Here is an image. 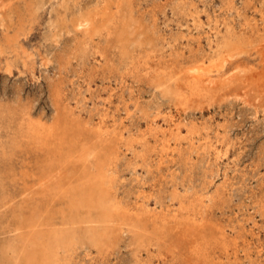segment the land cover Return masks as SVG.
Wrapping results in <instances>:
<instances>
[{"label": "bare ground", "instance_id": "6f19581e", "mask_svg": "<svg viewBox=\"0 0 264 264\" xmlns=\"http://www.w3.org/2000/svg\"><path fill=\"white\" fill-rule=\"evenodd\" d=\"M209 1L163 0L145 9L140 0H0V23L7 32L1 52L19 53L29 14L37 15L48 6L54 16L49 23L52 40L74 35L76 41L70 46L74 50L65 53L63 72L53 89L59 113L54 121L35 118L27 107L0 104V189L6 188L5 176L13 172L15 158L41 154L46 158L44 167L48 164L58 172L51 176L45 169L40 178L29 170L26 186L56 189L55 199L68 200V209L61 211L63 217L69 213L72 223L85 224L83 238L103 260L128 239L134 264H264V242L257 231L264 226V144L251 164V177L246 169L239 172L235 167L236 178L226 172L219 182L217 166L230 160L244 143L233 138L232 124L197 118L185 122L160 112L151 117L143 109L145 128H133L108 107L114 103V92L109 93L105 108L96 112L99 120L94 122V117L87 119L66 103L61 81L73 59L83 61L86 54H92L99 62L96 77L104 82L117 79L121 95L129 78L140 77L151 79L161 87L168 104L182 106L185 113L222 105L231 96L251 102L264 113V0H242V6L236 0H223L225 18L220 14L221 20L218 15L211 17L207 7L200 10ZM169 9L178 26L188 32L183 38H189V50L174 35L162 42L157 37L161 14L169 17ZM203 12L210 18V30L204 32L207 48L202 32H194L203 30ZM96 38L105 40V46H94ZM7 70L11 71L10 66ZM140 103L135 101L137 108L143 106ZM121 105L131 117L129 101L121 98L118 111ZM140 169L152 174L153 182L147 187L142 181L137 192L121 195L119 190L126 182L122 172L137 174ZM253 179L258 189L251 187L249 180ZM15 212L16 222L0 226V264H60L57 250L73 252L77 247L82 235L76 229L53 230L54 243L45 244L36 232L26 235L21 214ZM250 222L251 228L247 226ZM11 228L15 230L12 240L6 237Z\"/></svg>", "mask_w": 264, "mask_h": 264}, {"label": "rangeland", "instance_id": "374dc122", "mask_svg": "<svg viewBox=\"0 0 264 264\" xmlns=\"http://www.w3.org/2000/svg\"><path fill=\"white\" fill-rule=\"evenodd\" d=\"M140 1H141L142 8L150 9L151 7L149 6H153V5L155 6L163 0H153V1L152 0H140ZM148 1L150 3H148ZM236 3L238 4V6H242L243 1L236 0ZM221 4L222 5L224 4L223 0H210L207 4L205 5L202 4L201 5L202 8L200 7L201 8L200 10L203 11L208 8L207 10L209 11L211 17L216 18L217 15L221 17V15L224 14L222 13V10H221V8H223ZM146 6H148V8ZM212 6H215L214 9ZM49 10H50V7L48 6L42 9L39 13H37V15L33 13L29 14L28 19L26 21L27 24L24 27L25 30L20 38V45H19V50H18L19 53H17V51L10 53V49H7V51L3 53L1 52V46H0V104L6 105L9 107H14V108H20L18 106L27 107L31 109L34 117L36 116L35 118H42V119L44 118L43 120L52 122L54 121L55 116L59 114V113H56V110H55L56 106H54L55 98H54L53 89H54L56 82H58L57 80H60V73L63 72V64H64L63 61L66 55L65 53L67 49L69 48L74 50L72 47H74V42L76 41H75L74 35L60 37L59 39L60 45L58 41L52 40V38L50 37L51 25L49 23H51L50 22L51 19H54V16L52 17L50 13L51 11ZM167 12L169 14L168 15L169 17L167 16L165 17L163 14H161V19L159 20L160 27L157 30L158 32L157 37L161 38V40L159 41L162 42L164 38L174 39V36H175V38L178 37L179 39H181V42L183 43L182 47H184L185 50L186 48L189 50V48L187 47V39L189 38L188 37L183 38V35L187 34L188 32L178 26V22L176 21L175 16L172 15L173 13L170 9ZM222 17L225 18L224 15H222ZM222 17L220 18V20L222 19ZM201 18L206 26L204 25L203 30L195 29L194 32L196 35L202 32L203 34L202 44L205 48H207L208 43L205 39L204 32L210 30L209 22H208L210 21L209 20L210 18L207 16V13L205 12H203ZM43 30L46 33L43 32ZM162 33L166 36L162 35ZM6 34L7 32L4 26H2V24L0 23V44L1 45L5 42ZM47 34L49 35V38H47L48 37ZM96 39H97L96 42L93 43L94 46H105V43H106L105 40L102 41V40H99L98 38ZM194 46L195 47L198 46L196 42L194 43ZM50 52L52 53L50 54ZM69 52L71 54V50H69ZM188 52H187V55H189ZM72 53L73 54L71 55L75 56L73 51ZM58 58L61 59V61ZM84 62H87L86 65ZM80 64H82V66ZM98 65H99V62L95 61V58L92 54H86L85 59L83 57V61L82 59H80L79 61H77V59L72 60L71 65H69L71 66V69L70 67L66 69V71L69 72V75L66 71H64L63 73L64 77H63V80L61 81L64 82L62 83L63 86L65 85L63 88H64V92L66 96L65 97L66 103H69L70 106L76 111L77 114H82L83 116H86L85 118L87 119H92L91 117H94L93 118L95 119L94 122H97L99 120V114H98L99 113L98 111H100L99 109L105 108V106L107 105L106 99L109 97L111 93L114 92L115 96L113 99H114L115 104L108 103V107H111V110L115 111L120 116L119 117L120 120H124L125 123L127 124L131 123L130 126H132L133 128H136L140 125L141 126L143 125L142 127L145 128L146 120L143 118L144 117L143 112H145L146 110L150 111L151 117H154V115H156L155 113L160 112L162 116H164V113L165 115L169 117L171 116L170 114H172V115H175L176 118H181V121L184 120L185 122H187V120L197 118V119H200V121L201 120L204 121L205 119L207 120V122H210L211 121L210 119H212L213 123H217V124L218 123L223 124L225 122L230 126L232 124L233 126H231L232 128L231 133H232L233 138L236 139L237 141L242 140L244 143L243 145H241L240 148H238V150H235L232 153V156H231L232 158L230 160L226 159L217 166L218 168H220V173L217 176V180L218 181L220 180L219 182H222L224 180V177L226 176L225 174L226 172H228L229 177H235V178H236V173H238V171L239 172L242 171V169H246L247 172H249L251 164L254 161L255 156L259 152V148L264 144V113H262L261 111L259 112V110H256V108L252 106L251 102L249 101L243 102V99H241L240 97L235 98V96H231L230 98H228L229 102L226 101L222 105H214V106H209V107L205 105L203 111L196 110L192 112L193 111L192 110L191 112L185 113L182 106L176 105V104L169 105L167 99H165V97H163L161 94V87L153 83L151 79L138 77L136 80L133 77L129 78L130 80L129 82H127L128 86L123 87L125 88V92L123 95H121L122 87L119 81H117V79L115 80L114 78H111V79H107L104 82V80L100 79L101 77H96L97 73H100V72H97L99 68H96V67H98ZM9 66L11 68V71L7 70ZM75 66H76V70H75ZM94 76L95 78H93ZM72 78H73V81L71 80ZM141 79H143V81ZM110 86H111V89H110ZM121 98L126 99L127 102L129 101V109L133 112L131 117H129L128 112L125 110L126 108L124 107V105H121L119 111L117 110L118 106L121 103ZM136 100L140 101L141 102L140 104L143 105L141 106V108L136 107L135 105ZM90 111H92V113ZM94 112L95 113L98 112V113L94 114ZM93 114L94 116H92ZM161 123H163L164 126L167 125L166 121H162ZM42 157L43 156L41 154L36 155V154L31 153L23 157L18 156L17 158H15V161H14L15 163L13 164L15 168L13 172H10L9 170L8 171L9 174L5 176V181H6L5 187L6 188L0 189V196H1L0 197V226L4 222H10V224H13V222H16V220L13 218V214L16 210L15 213L19 215L21 214V220L23 221V226L26 228L25 230L26 235L30 236L32 232H36V234H39L40 236H42V238L46 241L45 244H47V241L52 242V244L54 243V239L51 237V232L53 230L61 231V229L64 226H66L69 230L70 228L76 229V231L79 233V236L80 235L82 236L79 237V242L77 243V247L73 251L74 253L66 252L64 251V249L57 250L58 256L61 259L60 261H62V263L60 262V264H64V262L67 264H93V263L94 264H114V263L115 264H134L133 251L131 250V248L128 247V242H129L128 239L124 241L120 247L116 248L114 252L110 255L111 258L110 257H108L109 259L106 258L105 259L106 262H105V260L99 258L100 256H96L98 255L96 248L91 247L89 243H86V239L83 238L84 237L83 228L85 227V224L80 223V222L72 223L71 222L72 220H70L69 218V213L66 214L65 218L63 217L64 215L61 213V211L63 210L66 211V209H68V205H69L68 200H65L59 197H58L59 199L57 198L55 199L54 197H55L56 189H38L39 185H37L36 188L34 187L29 188L31 186L29 187L26 186V185H29L28 176H27L29 170L33 171L34 175L36 177L39 176L40 178H41V174L43 173L45 169L46 170L44 173H50L51 176H53L54 174H56V172H58L57 169H53V168L51 169L47 167L48 164L46 167H44V163L42 161L44 158ZM124 164L126 165V163ZM124 164L121 165V169L123 168L122 170L126 168ZM241 166L243 168H241ZM235 167L238 169V171H236ZM140 171L141 172L137 174L132 173L130 170H125L124 172H122V175H123L122 180L126 182H125L124 188L119 190V193L121 195L124 196L125 192L126 194H128L129 192L127 191H130L133 193L137 192V190H139L138 189L140 185L139 183L142 181L147 182L146 184L147 187H149V185L153 182L152 180L154 177L152 174L150 175L147 173L148 174L147 175L146 172L143 171V169H140ZM164 173L165 175H167L168 171H165ZM154 174L156 175V173ZM144 176H146L147 178ZM251 176H252V173L249 172L248 177H251ZM12 177L14 179H12ZM36 177L34 179H36ZM136 177H139L140 181L136 180L135 179ZM237 177H240V175H237ZM255 179L249 180V181L251 182V187L253 189H258ZM170 188H171V185H170ZM147 190H150V189H147ZM164 190H169V189H164ZM5 194H7L6 200H3L5 198L4 197ZM51 196L54 199H52ZM8 206H10L11 208H9ZM7 212H9L10 214H8V216H5V213ZM249 217H250L249 214H247L246 218H249ZM252 225H253V222L252 223L250 222V224L249 223L247 224L249 228H251ZM260 228L259 229L257 228V231H259L260 237L262 241L264 242V226L262 225ZM12 230L13 228L9 229L8 236H6L10 238L11 240L14 238L13 234L15 232V230L13 231ZM82 254H84L83 255L84 257L82 256ZM107 259L110 261H107Z\"/></svg>", "mask_w": 264, "mask_h": 264}]
</instances>
